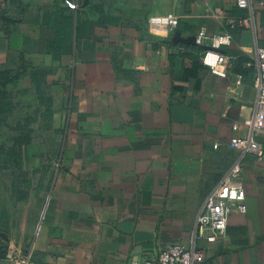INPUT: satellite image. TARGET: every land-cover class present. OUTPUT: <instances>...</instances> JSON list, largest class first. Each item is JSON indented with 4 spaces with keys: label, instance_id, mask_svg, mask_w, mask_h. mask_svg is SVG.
<instances>
[{
    "label": "crops",
    "instance_id": "obj_1",
    "mask_svg": "<svg viewBox=\"0 0 264 264\" xmlns=\"http://www.w3.org/2000/svg\"><path fill=\"white\" fill-rule=\"evenodd\" d=\"M169 14L173 34L151 35L148 17ZM202 29L231 36L225 77L204 47L173 42ZM256 46L264 0H0V74L16 76L0 109V250L128 264L190 247L206 195L240 159L229 141L256 99ZM239 179L246 212L196 241L202 264H264V160L242 157Z\"/></svg>",
    "mask_w": 264,
    "mask_h": 264
},
{
    "label": "built area",
    "instance_id": "obj_2",
    "mask_svg": "<svg viewBox=\"0 0 264 264\" xmlns=\"http://www.w3.org/2000/svg\"><path fill=\"white\" fill-rule=\"evenodd\" d=\"M250 0H236L239 8H248ZM74 9L75 5L69 4ZM179 23V17L175 15L149 16L146 24L151 35L158 38H166L173 34ZM195 43L204 47L201 56L202 64L210 69L216 76L225 77L226 66L229 57L221 53L223 46L231 43V36H208L205 30H200L195 36ZM248 67L255 68L253 87L256 90V99L249 117L242 120L241 124H232V131L244 127L246 134L241 137H232L229 147L239 153L240 159L227 170L219 182L211 188L196 216L195 230L191 238V246L184 248L179 245H171L162 249L154 258L141 261H130L128 264H202L206 260L204 249L197 247L198 239L207 243L215 242L226 229L227 218L237 212H246L245 190L240 181L241 158L249 155L256 160H264V149L259 142L260 135L264 132V47L256 46L254 56ZM221 68H223L221 70ZM242 76H236V84L240 85ZM6 258L11 264H33L30 252L22 255L19 250L6 253Z\"/></svg>",
    "mask_w": 264,
    "mask_h": 264
},
{
    "label": "rangeland",
    "instance_id": "obj_3",
    "mask_svg": "<svg viewBox=\"0 0 264 264\" xmlns=\"http://www.w3.org/2000/svg\"><path fill=\"white\" fill-rule=\"evenodd\" d=\"M12 92H11V89L8 87V90L6 91V92H3L2 94L3 95H1L0 96V109H2L3 111H5L6 110V107L7 106H9L10 105V103H11V99H12V101H13V95H12V98L10 99V94H11ZM11 109H12V107H10L7 111H6V113H8L9 115H11L12 113H15V114H17L18 113V109L19 108H15L14 107V109H13V111H11ZM0 115H5V114H0ZM5 122H2L1 121V119H0V128L1 127H3L0 131L2 132V133H5L6 131H8L6 128H5ZM11 125L12 126H14V127H20L21 126V124L20 123H17V122H11ZM0 264H11V261H9L7 258H6V256H5V253H4V251H2V250H0Z\"/></svg>",
    "mask_w": 264,
    "mask_h": 264
},
{
    "label": "trees",
    "instance_id": "obj_4",
    "mask_svg": "<svg viewBox=\"0 0 264 264\" xmlns=\"http://www.w3.org/2000/svg\"><path fill=\"white\" fill-rule=\"evenodd\" d=\"M201 52V48L199 47V49H197ZM204 52V51H202ZM16 79V76L13 78H10L9 75H5V74H0V96L3 95V92L7 91V86L10 84H12V81ZM21 138H19L18 140L20 141ZM6 255V253H5Z\"/></svg>",
    "mask_w": 264,
    "mask_h": 264
},
{
    "label": "water",
    "instance_id": "obj_5",
    "mask_svg": "<svg viewBox=\"0 0 264 264\" xmlns=\"http://www.w3.org/2000/svg\"><path fill=\"white\" fill-rule=\"evenodd\" d=\"M173 42L174 43H183V44H188V45H196L195 43V37H191V38H188V39H183L181 38L180 36V33L179 32H176L173 36Z\"/></svg>",
    "mask_w": 264,
    "mask_h": 264
}]
</instances>
